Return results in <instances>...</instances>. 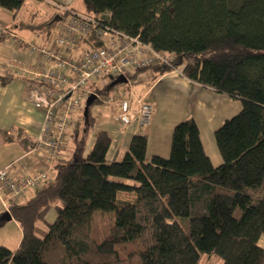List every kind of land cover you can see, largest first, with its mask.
<instances>
[{"label":"trees","instance_id":"1","mask_svg":"<svg viewBox=\"0 0 264 264\" xmlns=\"http://www.w3.org/2000/svg\"><path fill=\"white\" fill-rule=\"evenodd\" d=\"M25 2L0 0V8L16 18ZM83 5L82 14L172 54L170 66L152 67L156 78L182 70L192 83L242 108L215 131L223 160L218 167L192 117L175 126L169 158L148 159L143 134L132 137L118 161L109 158L112 140L105 131L96 133L86 154L94 120L91 112L87 121L82 113L71 135L74 151L56 159L51 184L33 199H11L7 210H0V228L9 213L22 231L16 250L0 246V264H201L204 256H217L220 264H264L259 245L264 235V0H83ZM56 7L63 11L37 25H22L42 30L50 41L56 18L76 12ZM9 81L0 77L3 86ZM111 84L102 93L108 95ZM2 138L28 150L36 146L19 132H2ZM52 209L56 220L49 224ZM38 224L46 226L43 237L36 233ZM130 244L138 249L123 255L120 248Z\"/></svg>","mask_w":264,"mask_h":264},{"label":"crops","instance_id":"2","mask_svg":"<svg viewBox=\"0 0 264 264\" xmlns=\"http://www.w3.org/2000/svg\"><path fill=\"white\" fill-rule=\"evenodd\" d=\"M36 1L46 5L51 11L45 16L43 21L47 20L52 14L63 11L58 10L56 4L65 6L56 2L57 0ZM1 11L2 8H0V13H2ZM18 16L19 13L16 18L13 16L14 21H16ZM22 23L29 24L33 22L22 21L18 25L22 29L46 35L42 30L26 28ZM1 26L3 30H0V35H4L5 39L11 36V40L8 45L4 43V40L0 42V77L10 79L5 86L0 83V170L7 166H12L16 176L46 172L49 180L48 184H51L56 160L51 163L46 152L28 150L19 141L6 142L2 138V132H12L13 134L19 132L22 138L28 139V142H36L44 122V112L34 108L27 99V77L17 74L11 67L16 62L21 64L29 62L27 49L14 46L12 36L16 35L8 33V30L3 28V24ZM5 30L6 33L4 32ZM2 42L5 45L1 44ZM48 42L49 39L46 35L43 45L48 44ZM155 78L156 73L152 69L137 73L130 82L124 84L125 91L123 94L119 91L117 92L115 101L108 104L110 105L109 110L103 112L104 117H100L99 120L97 114L91 113L94 124H100L105 128L99 131L107 132L112 140L109 158H116L119 161L127 152L128 144H130L132 137L143 134L148 137V159L155 156L169 158L175 126L183 120L192 117L198 125L206 154L213 166L218 167L223 160L216 146L214 134L226 120L235 116L236 112L241 111L239 104L225 95L217 94L212 90L192 83L182 74V70L171 71ZM120 99L130 100V115L133 114L134 120H131V124L127 127L121 126L117 121L120 114ZM140 99L153 106L150 123L146 126H140L137 118V106ZM114 123L120 126V132L114 133L112 130ZM96 133H91L88 136L86 154H89L93 149ZM71 143L72 147L70 146ZM73 151L74 143L72 138H70L57 159L68 158ZM45 187L46 185H42L37 190H28L25 197L21 200L27 202L33 199L36 192ZM11 199L8 194L0 190V210H7ZM55 220L56 212L52 209L48 213L46 221L52 224ZM36 233L41 237L45 236L47 233L46 226L38 224ZM21 239L22 231L14 219L7 220L3 227L0 228V246L16 250ZM212 258L213 256L207 258L206 261H210ZM201 264H203V259ZM216 264H220L219 259L216 260Z\"/></svg>","mask_w":264,"mask_h":264},{"label":"built area","instance_id":"3","mask_svg":"<svg viewBox=\"0 0 264 264\" xmlns=\"http://www.w3.org/2000/svg\"><path fill=\"white\" fill-rule=\"evenodd\" d=\"M12 42L17 48L27 49L29 62H16L11 67L27 77V99L34 108L44 112V122L33 150L46 152L51 163L71 138L74 124L79 121L91 95H95L98 102L110 104L115 99L102 90L114 80L125 77L128 83L135 72L153 66H170L174 59L172 54L160 53L138 37L76 12L56 18L53 35L46 45L18 36H12ZM129 102L119 100L117 121L123 127L131 124ZM152 113L150 103L138 100L140 126L150 123ZM48 183L46 172L16 176L12 166L0 170V190L17 201L23 199L28 190H37Z\"/></svg>","mask_w":264,"mask_h":264},{"label":"rangeland","instance_id":"4","mask_svg":"<svg viewBox=\"0 0 264 264\" xmlns=\"http://www.w3.org/2000/svg\"><path fill=\"white\" fill-rule=\"evenodd\" d=\"M56 2L65 5L64 7L66 9H70V8L75 9V11L77 13H83L84 12L82 0H57ZM1 12L2 13H0V22H1L0 23V28H1L0 30H3L2 26H1L3 24L4 25L3 28H6L8 30V33H13V35L19 36L28 42H34L37 45H43L45 43V36L46 35H44L43 33H37V32H32V31L27 30V29H22L19 27L18 24L22 21H28V22H33V23L42 22L43 19L45 18V16L48 13H51V11H49V8L46 7V5L42 4L41 2H37L36 0H26L24 7L19 12V16L16 19V21H14V19H13V13L6 11V10H3V9ZM4 14H9V15H4ZM4 32L6 33V30ZM10 40H11V36H9L8 39L6 38L4 40V43H7L6 45H8ZM4 43L2 42L1 44H4ZM118 91L121 94H123L125 91V85L124 84L116 85L109 92L110 94H108V96H112L115 99ZM235 102L237 104H239V108L241 110V108H242L241 103L238 101H235ZM109 106L110 105L105 104V103L100 101V102L95 103L94 105L91 106L90 112L94 115L97 114L98 119L100 120V117H104L103 112L109 110ZM134 107H136V106H134ZM137 108H138V106H137ZM237 111H239V110H237ZM236 113H237L236 115H238L240 113V111L236 112ZM235 116H233V117H235ZM130 117H131V120L133 121L134 120L133 114H131ZM233 117H231V118H233ZM79 121L81 122V119H79ZM82 126H83V123L80 125V127H82ZM103 127L104 126H102L100 124L99 125L94 124L89 135H91V133L94 134L99 130L105 129ZM112 127H114L112 129L114 131V133L117 131H119V132L121 131L120 126L116 123H114L112 125ZM70 146L72 147V143L70 144ZM128 146H129V144H128ZM122 159H123V157L119 161H122ZM120 196H121V198H124L126 200H132V195L122 194ZM21 202L24 203V200H21ZM259 245L264 248V235L260 238ZM137 249H138V247H135L134 244H130V245H126L124 247H121L120 252L123 255H125V254H128L131 250H137ZM207 258H209V257H207V256L203 257V264H216V260L219 259L217 256H213V258H215V259L212 258V260L206 261Z\"/></svg>","mask_w":264,"mask_h":264},{"label":"water","instance_id":"5","mask_svg":"<svg viewBox=\"0 0 264 264\" xmlns=\"http://www.w3.org/2000/svg\"><path fill=\"white\" fill-rule=\"evenodd\" d=\"M126 83H127V79L125 77H119L112 82L111 87H115L116 85L126 84ZM96 100H97L96 96L91 95L85 102L83 115L86 121L88 120V117H89L90 108L96 102ZM5 216L7 217V220L11 219L9 213H6Z\"/></svg>","mask_w":264,"mask_h":264}]
</instances>
